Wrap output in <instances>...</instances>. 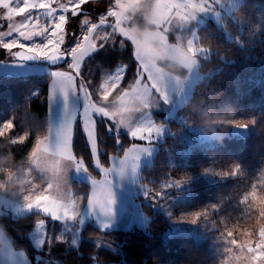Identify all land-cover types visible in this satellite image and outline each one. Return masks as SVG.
I'll list each match as a JSON object with an SVG mask.
<instances>
[{
  "label": "trees",
  "instance_id": "16d2710c",
  "mask_svg": "<svg viewBox=\"0 0 264 264\" xmlns=\"http://www.w3.org/2000/svg\"><path fill=\"white\" fill-rule=\"evenodd\" d=\"M147 5V11L137 15L128 12L132 17L129 24L143 33L151 28L143 17L151 15L153 0H147ZM198 36L197 47L206 51L200 58L201 78L177 114L193 121L188 122V130L198 123H217L203 129L218 135L206 138L191 131L195 136H189L179 117L161 119L159 113L164 112H154V118L169 124L170 130L159 142L152 163L142 168L138 200L148 216L147 226L105 230L92 220L83 227L81 242L75 246L58 236L61 222L49 221L46 242L40 249L32 239L38 213L4 212L0 227L14 248L25 251L32 261L42 254L50 264H159L160 260H171L172 264H254L255 253L250 249L264 242V0H243L235 12L224 14L220 21L208 19L198 29ZM109 53L101 52L94 60L105 69L117 61L128 63L126 84L135 68L131 49L116 54L108 63ZM170 65L161 63L173 72ZM33 79H39L38 84ZM29 84L45 93L49 76H2L0 105L18 98L19 92V99L24 98ZM27 105L26 111L0 108V117H18L19 130L31 127L36 131L24 144L0 139V169L29 166L34 141L42 136L37 129L50 122L43 100L30 99ZM239 123L245 126L237 127ZM120 135L128 147L129 135L122 130ZM114 145L111 136H101V152L113 154ZM74 148L79 155H87L78 130ZM101 163L105 164L103 158ZM237 167L240 174L236 176L233 172ZM91 171L100 177L95 168ZM258 185L259 192L253 196ZM73 186L77 197L88 194L91 188L81 180H74ZM181 211L208 215L176 230L174 217ZM203 230L207 235L200 239Z\"/></svg>",
  "mask_w": 264,
  "mask_h": 264
},
{
  "label": "snow or ice",
  "instance_id": "6c2138e0",
  "mask_svg": "<svg viewBox=\"0 0 264 264\" xmlns=\"http://www.w3.org/2000/svg\"><path fill=\"white\" fill-rule=\"evenodd\" d=\"M93 3H99V0H0V9L4 10L0 20L6 22L0 23V49L4 51L6 58L10 57L21 63L43 62L30 67L42 68L49 75L46 101L50 113L52 99L56 94H62L64 99L62 123L56 126L51 122H44L43 128L37 129L42 132L41 139H35L33 147L45 149L53 157L74 161L72 170L84 173L85 178L92 183L90 193L79 196L74 201L53 198L43 192L29 199V205L25 209L38 213L35 227L44 236L41 246L46 242L49 221H75L82 207L105 217L110 216L115 203L110 180V173L115 170L113 161L119 160L120 175L129 166L135 171L139 153L147 151L143 145L150 142L154 134L159 135L161 132L158 126L137 124L134 117L147 111L150 99L167 101L169 83L157 75L149 62L134 48L125 27L127 21L117 16L112 0L95 18L84 8V5ZM208 4L209 0H167L163 7L160 3V31L169 38L173 25L179 26L196 13L207 10ZM69 13L73 18L80 17L78 31H68ZM177 41L188 43L189 40L182 42L178 38ZM195 45L190 40L189 49L197 57L202 49ZM128 47L131 49L135 68L131 80L126 84L129 64L123 61H117L111 69H102L99 82H94L91 70L85 73V66L97 54L117 49L123 51ZM70 95H74L79 102L71 111L68 110ZM244 126L242 123L237 124V127ZM121 129L127 130L130 137L128 147L122 143ZM77 130L83 136L86 156L75 151L74 138ZM0 133L6 134L12 144L16 145L27 142L30 136H35L36 131L31 127L19 130L13 118L0 124ZM102 135L111 136L115 141L113 154L101 152L99 144ZM2 138L0 135V139ZM102 158L105 164L101 163ZM91 168H95L99 173L96 176H101L102 179L94 178ZM233 174L239 175L240 168H235ZM258 192L259 185L253 196ZM155 195L158 196L159 193ZM207 215V212L197 213L190 218V222L196 223L199 218ZM108 226L105 223L102 227L106 229ZM261 235L264 236V233ZM250 251L255 253L254 264L264 261V242Z\"/></svg>",
  "mask_w": 264,
  "mask_h": 264
},
{
  "label": "rangeland",
  "instance_id": "374dc122",
  "mask_svg": "<svg viewBox=\"0 0 264 264\" xmlns=\"http://www.w3.org/2000/svg\"><path fill=\"white\" fill-rule=\"evenodd\" d=\"M242 1L243 0H209L207 10L196 13L186 22H182L179 26L173 25L168 38L160 31L162 17L160 15L159 8L160 3L161 7H163L167 0H153V9L150 15L151 28L146 29L144 33L142 32V37H138L137 34L133 31V26L129 24V21L132 19V17L129 16L130 14H128L129 11L127 7V0H112L113 7L116 11L117 16L120 19L127 21L125 27L133 42L134 48L139 51L140 55L145 61L149 62L153 71L156 72L157 75L165 78L169 83L167 86V101L155 98L150 99L148 101L150 107L147 109V111L145 113L136 114V116L134 117L137 124H146L149 126L155 125L161 129V132L159 135L154 134L150 142L143 145V147H145L147 151H142L141 153H139V159L136 163L135 171H133V169L129 166L125 168L124 174L120 175L119 160L113 161L112 166L115 170L110 173V180L111 190L115 203L114 205H112V214L108 217H105L98 212L93 213L87 207H82L80 210V215L75 221H61V224H63V228L58 235L60 236L61 240L66 237L71 244L77 246L79 236L78 225L83 224L90 215H92V218L95 219L94 222L96 224L98 222V226L102 227L105 223L108 224L109 226L105 230L116 229L119 227L130 229L134 225L142 228H145L147 226L148 216L141 209V204L138 200V187L142 168L145 164L152 163L155 155L158 152L159 142L164 140L166 134L170 130L169 124L163 121H157L154 118V112H164V114L159 113V117L161 119H178L179 117V119L185 122L184 126L186 128H184V130L188 132L187 135L189 136H193L194 133H201V135L206 138H212L218 135V133H209L203 129L205 125H208L210 123V126H215V124L217 123L214 122H205L204 125L196 123V126L189 127L192 128V130H188V122L193 123V121L190 118H188V120L187 117L182 113L178 115L177 112L178 109L181 108L192 95L195 84L201 78V73L199 70L201 61L200 58L206 56V51L203 48H200V46L199 48L197 47L196 42L199 39L198 29L208 19H215L220 21L224 14H231L235 12ZM64 2H66V0H64ZM110 2L111 0H99V3L87 4L84 5V8L92 14L93 18H95L98 15L99 11H101ZM3 15L4 10L0 9V16ZM68 15V31H78L80 17L73 18L71 17V13H69ZM0 23L6 22L0 20ZM68 38L71 39V37ZM178 38L182 42H186L188 40L189 41L188 43H181L180 41H177ZM149 40L158 42L161 48V55L159 57H152L146 54L145 43ZM190 40L196 43L195 47H197L198 49H202L197 57L194 56L189 49L188 44L190 43ZM120 52L121 50L119 49L110 51V53L107 54L108 63L112 61L114 57H116V54ZM100 54L101 53L97 54V59ZM163 61H166L169 64H171L172 61H179L180 63H183L185 65V75L173 73L171 72V70L166 69L165 67L163 68L161 66V63ZM98 64L99 63L97 62V60H93L91 63H88L84 69L86 74L89 70H91L94 75V82H99L101 80V70L105 69L102 68V64ZM30 65L35 64L21 63L19 61L12 60L10 57L6 58L4 51L0 49V78H2V76L14 75H48V73L44 69L30 67ZM112 67L108 66L106 69H111ZM177 75L180 76L179 79H177ZM41 80L42 79H40V81ZM128 81L129 80H127V82ZM34 82L38 84L39 79H35ZM29 85L31 86L29 88L30 91L27 94L25 93L24 98L19 99V96L22 95V92H19L18 98H16L15 100H9L8 103L2 102L0 108L15 107V109L17 108L21 111H26L30 107L29 105H27V100L30 101V99L39 98V102L42 103L43 100L46 103L47 108L49 109V104L46 101V96L49 94V86L47 87L46 92L43 93L41 87H34L32 84ZM121 87H124V85H121ZM37 93L38 95H36ZM78 103L79 102L77 101V98L74 95H70L68 99V110L71 111ZM49 117L50 122L53 125L59 126L62 123L64 117V99L62 94L57 93L56 96L52 99V108ZM13 118L14 122L16 123V120L18 118L16 115H13L9 118L0 117V124ZM228 123H231V121H228ZM16 125L19 129V125L17 123ZM121 130L128 134L127 130ZM191 131L194 133H192ZM0 135L3 136L2 139L11 141V139L6 134L0 133ZM29 161V166H16L12 169L4 168L5 170H3V168L0 169V214L4 212H13L14 215H23L30 213L25 209L29 205V199L35 198L36 196L40 195L41 192L51 195L53 198L74 201L76 198H78L73 190L74 180H76V182L78 180L85 181L90 184V191L92 189L91 180L86 179L84 173L72 170L74 167V161H71L69 158L53 157L52 155H50L49 151L36 147L33 150L32 156ZM93 177L96 179H102L101 176ZM34 211L35 210L31 212ZM195 214L191 212L181 211L174 217V222L176 224L175 229L177 230L178 228H182L185 225L195 224L190 222V218ZM32 234L34 242L36 243L35 245L37 246V248L41 249V247H43L41 246V241L42 239H44L42 231H38L35 228ZM203 235H207L206 230H203L201 232L199 238L203 239ZM0 239L3 246V251L0 252V264H50V261L45 256H42V254H38L35 261H32L25 251L17 250L16 248H14L12 243L10 242L9 237L1 227ZM93 264L98 263L94 262ZM159 264H172V261L160 260Z\"/></svg>",
  "mask_w": 264,
  "mask_h": 264
},
{
  "label": "clouds",
  "instance_id": "9594fccd",
  "mask_svg": "<svg viewBox=\"0 0 264 264\" xmlns=\"http://www.w3.org/2000/svg\"><path fill=\"white\" fill-rule=\"evenodd\" d=\"M147 0H127V7L128 11L131 12L133 15H137L143 11H147ZM144 20L148 23H151L150 16L145 15ZM133 31L137 34L138 37H142L143 33L141 30L137 27H133ZM145 50L146 54L152 57H159L161 55V48L158 44V42L155 41H147L145 43ZM173 72L177 74H182L185 70V65L183 63H180L179 61H172L170 65ZM180 76L177 75V79H179ZM209 129L211 128L210 125H208ZM3 251V246L0 244V252Z\"/></svg>",
  "mask_w": 264,
  "mask_h": 264
},
{
  "label": "crops",
  "instance_id": "0c3cea01",
  "mask_svg": "<svg viewBox=\"0 0 264 264\" xmlns=\"http://www.w3.org/2000/svg\"><path fill=\"white\" fill-rule=\"evenodd\" d=\"M73 198H75V197H73ZM91 220H95L94 218H92V215H90L88 218H87V220L83 223V224H79L78 226H79V236H78V244L77 245H79L80 244V242H81V231H82V227L87 223V222H89V221H91ZM97 224H98V222H97ZM34 232V231H33ZM32 239H33V234H32ZM33 241H34V239H33ZM35 243V242H34ZM36 244V243H35Z\"/></svg>",
  "mask_w": 264,
  "mask_h": 264
},
{
  "label": "water",
  "instance_id": "95a60500",
  "mask_svg": "<svg viewBox=\"0 0 264 264\" xmlns=\"http://www.w3.org/2000/svg\"><path fill=\"white\" fill-rule=\"evenodd\" d=\"M28 64H40V63H43L42 61H28L26 62Z\"/></svg>",
  "mask_w": 264,
  "mask_h": 264
}]
</instances>
